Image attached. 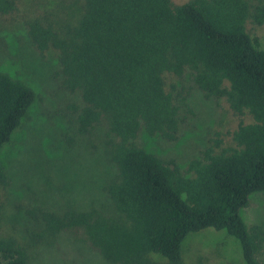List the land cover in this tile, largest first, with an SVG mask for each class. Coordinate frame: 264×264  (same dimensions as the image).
<instances>
[{
	"label": "trees",
	"instance_id": "1",
	"mask_svg": "<svg viewBox=\"0 0 264 264\" xmlns=\"http://www.w3.org/2000/svg\"><path fill=\"white\" fill-rule=\"evenodd\" d=\"M19 1L0 0V15L16 18ZM21 22L40 55H57L63 88L80 97L81 106H72L76 134L105 128L117 172L105 190L112 213H45L46 230L81 232L109 264H185L186 238L213 229L239 243L244 264H261L264 229L248 227L241 212L253 195L264 197V50L246 29L264 25V0H39ZM185 74L239 123L232 145L217 134L182 171L136 140L176 139L179 107L165 77ZM35 98L0 71V153ZM8 183L0 159V188ZM0 264H28L15 238L0 236Z\"/></svg>",
	"mask_w": 264,
	"mask_h": 264
},
{
	"label": "rangeland",
	"instance_id": "2",
	"mask_svg": "<svg viewBox=\"0 0 264 264\" xmlns=\"http://www.w3.org/2000/svg\"><path fill=\"white\" fill-rule=\"evenodd\" d=\"M38 2L20 0L16 18L0 15V71L23 81L36 96L0 153L9 182L0 188V236L18 240L28 264H109L81 232L51 234L42 220L45 213L61 215L69 209L112 213L105 190L117 172L106 153L105 128L98 127L88 136L76 134L72 106H81V101L78 94L63 88L57 55L47 51L42 56L31 46L21 16ZM246 29L264 50V25L247 24ZM165 79V89L179 107L177 137L169 142L140 134L137 145L162 160L173 159L184 171L217 134L224 146L233 144L231 133L239 119L223 100L206 99L191 86L188 74ZM182 90H189L185 100L178 97ZM243 121L251 119L245 116ZM241 215L248 227L264 229V197L253 195ZM183 258L185 264H244L239 243L213 229L190 234L183 243ZM260 261L264 264V251Z\"/></svg>",
	"mask_w": 264,
	"mask_h": 264
}]
</instances>
